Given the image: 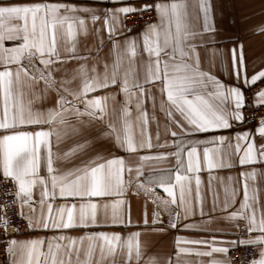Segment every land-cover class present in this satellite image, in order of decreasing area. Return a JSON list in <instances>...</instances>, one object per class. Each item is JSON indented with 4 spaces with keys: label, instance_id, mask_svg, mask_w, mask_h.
I'll return each mask as SVG.
<instances>
[{
    "label": "snow or ice",
    "instance_id": "snow-or-ice-1",
    "mask_svg": "<svg viewBox=\"0 0 264 264\" xmlns=\"http://www.w3.org/2000/svg\"><path fill=\"white\" fill-rule=\"evenodd\" d=\"M226 8L0 0V264H264V64Z\"/></svg>",
    "mask_w": 264,
    "mask_h": 264
},
{
    "label": "crops",
    "instance_id": "crops-1",
    "mask_svg": "<svg viewBox=\"0 0 264 264\" xmlns=\"http://www.w3.org/2000/svg\"><path fill=\"white\" fill-rule=\"evenodd\" d=\"M191 2V0H189ZM218 2L225 3L227 5L226 12L230 17L228 23L217 20V27H228L230 34L238 37L244 44V55L249 68L259 67L264 64V33H258L256 27L264 24V0H218ZM141 28V27H140ZM140 28L135 29L139 31ZM133 33V34H134ZM224 47H231V45H224ZM203 55V49H201ZM248 128H252L253 125H247ZM232 174L235 176L238 169H232ZM224 174V173H217ZM202 179L205 181V191L207 183V173H201ZM223 194L221 193V196ZM262 199H264V193H262ZM144 202V197L141 195L139 198L132 196V210L133 219H135L140 212L141 206ZM149 215H151L152 205L149 204ZM166 218V217H165ZM215 226V225H214ZM225 227H228L225 225ZM107 230V229H101ZM49 233H25L22 234L19 239H27L30 236L35 235H48ZM72 236H80L83 234L82 230H73L69 233ZM143 239V238H142ZM150 247V251L155 254H166L171 250V234L169 237L163 240H156Z\"/></svg>",
    "mask_w": 264,
    "mask_h": 264
},
{
    "label": "built area",
    "instance_id": "built-area-1",
    "mask_svg": "<svg viewBox=\"0 0 264 264\" xmlns=\"http://www.w3.org/2000/svg\"><path fill=\"white\" fill-rule=\"evenodd\" d=\"M144 19L147 20V21H151L153 19V16H152L151 13H149ZM126 22L129 24V27H132L134 30L141 27V21H139V20H135V22H133L132 20H129V21H126ZM251 95H252V93L249 92L248 93L249 98H251ZM247 114H248V112L246 111V115ZM254 123L255 122L253 121V122L249 123L248 125H254ZM10 200H11V198H9V202H10ZM0 203H3L2 199H0ZM25 233H28V232H24L23 229H22V234H25ZM233 255L236 256L237 259H239L240 256H243L244 258H248L251 255V253L241 249L239 255H237L236 253H233ZM0 259H2V256H0Z\"/></svg>",
    "mask_w": 264,
    "mask_h": 264
}]
</instances>
